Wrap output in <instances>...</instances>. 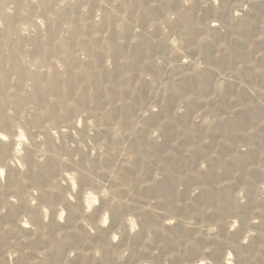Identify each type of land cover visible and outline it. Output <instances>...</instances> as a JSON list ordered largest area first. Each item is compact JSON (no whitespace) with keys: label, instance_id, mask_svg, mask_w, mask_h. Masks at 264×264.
Listing matches in <instances>:
<instances>
[{"label":"rangeland","instance_id":"obj_1","mask_svg":"<svg viewBox=\"0 0 264 264\" xmlns=\"http://www.w3.org/2000/svg\"><path fill=\"white\" fill-rule=\"evenodd\" d=\"M0 264H264V0H0Z\"/></svg>","mask_w":264,"mask_h":264}]
</instances>
